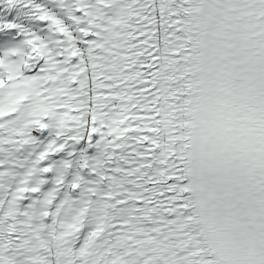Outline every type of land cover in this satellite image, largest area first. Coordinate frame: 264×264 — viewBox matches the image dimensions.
Returning a JSON list of instances; mask_svg holds the SVG:
<instances>
[{
    "label": "snow or ice",
    "instance_id": "snow-or-ice-1",
    "mask_svg": "<svg viewBox=\"0 0 264 264\" xmlns=\"http://www.w3.org/2000/svg\"><path fill=\"white\" fill-rule=\"evenodd\" d=\"M0 264H264V0H0Z\"/></svg>",
    "mask_w": 264,
    "mask_h": 264
}]
</instances>
